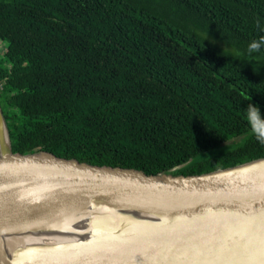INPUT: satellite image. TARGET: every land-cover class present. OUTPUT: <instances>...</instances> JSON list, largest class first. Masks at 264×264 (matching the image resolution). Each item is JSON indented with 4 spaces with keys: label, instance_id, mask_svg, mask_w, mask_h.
<instances>
[{
    "label": "trees",
    "instance_id": "trees-1",
    "mask_svg": "<svg viewBox=\"0 0 264 264\" xmlns=\"http://www.w3.org/2000/svg\"><path fill=\"white\" fill-rule=\"evenodd\" d=\"M262 36L264 0H0L12 152L182 176L264 158Z\"/></svg>",
    "mask_w": 264,
    "mask_h": 264
},
{
    "label": "water",
    "instance_id": "water-1",
    "mask_svg": "<svg viewBox=\"0 0 264 264\" xmlns=\"http://www.w3.org/2000/svg\"><path fill=\"white\" fill-rule=\"evenodd\" d=\"M0 264H264V158L182 176L13 153L0 105Z\"/></svg>",
    "mask_w": 264,
    "mask_h": 264
},
{
    "label": "clouds",
    "instance_id": "clouds-1",
    "mask_svg": "<svg viewBox=\"0 0 264 264\" xmlns=\"http://www.w3.org/2000/svg\"><path fill=\"white\" fill-rule=\"evenodd\" d=\"M262 47H264V36L259 40H252L248 45L247 52L251 56V54L259 52ZM237 55H240V53L237 52ZM245 112L251 132L260 143L264 144V113L261 112L258 106L252 103H248Z\"/></svg>",
    "mask_w": 264,
    "mask_h": 264
},
{
    "label": "rangeland",
    "instance_id": "rangeland-1",
    "mask_svg": "<svg viewBox=\"0 0 264 264\" xmlns=\"http://www.w3.org/2000/svg\"><path fill=\"white\" fill-rule=\"evenodd\" d=\"M6 46H7V43L6 42L0 43V57H2V53H4ZM228 145L229 144H227V145H220V146L215 147L213 150H217V149H219L221 147H226ZM229 148H231V147H229ZM224 150H226V149L223 148L221 151H224ZM211 154H214V153H211Z\"/></svg>",
    "mask_w": 264,
    "mask_h": 264
}]
</instances>
